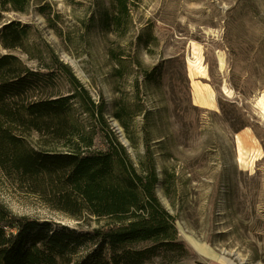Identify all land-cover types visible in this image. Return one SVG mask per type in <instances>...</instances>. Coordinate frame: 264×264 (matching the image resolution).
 <instances>
[{"label": "rangeland", "instance_id": "1", "mask_svg": "<svg viewBox=\"0 0 264 264\" xmlns=\"http://www.w3.org/2000/svg\"><path fill=\"white\" fill-rule=\"evenodd\" d=\"M46 2L49 16L34 3L4 20L32 26L92 98L102 96L135 164L148 141L156 195L191 253L180 264H264V0H129L127 16L110 21V0ZM120 106L136 112L128 134L112 116ZM0 203L16 216L96 226L1 170Z\"/></svg>", "mask_w": 264, "mask_h": 264}, {"label": "trees", "instance_id": "2", "mask_svg": "<svg viewBox=\"0 0 264 264\" xmlns=\"http://www.w3.org/2000/svg\"><path fill=\"white\" fill-rule=\"evenodd\" d=\"M34 3L52 14L46 0H0V170L52 209L96 226L16 216L0 203V264H180L191 253L156 195L148 141L135 164L102 96L94 100L32 26L4 20ZM128 4L110 0L106 20L127 16ZM134 113L124 106L112 113L126 134Z\"/></svg>", "mask_w": 264, "mask_h": 264}, {"label": "crops", "instance_id": "3", "mask_svg": "<svg viewBox=\"0 0 264 264\" xmlns=\"http://www.w3.org/2000/svg\"><path fill=\"white\" fill-rule=\"evenodd\" d=\"M202 91V90H201ZM195 96L197 97V101H199L200 100V98H202V97H200L201 95L199 94V93H195ZM203 103V102H202ZM200 105H202V104H200ZM202 106H204V105H202ZM205 107H208V106H205ZM159 141H161V140H156V142H159ZM156 152H158V151H156ZM157 170V169H156ZM158 172V171H157ZM157 176H158V173H157ZM158 180H159V176H158ZM203 255H205L204 253H202Z\"/></svg>", "mask_w": 264, "mask_h": 264}, {"label": "bare ground", "instance_id": "4", "mask_svg": "<svg viewBox=\"0 0 264 264\" xmlns=\"http://www.w3.org/2000/svg\"><path fill=\"white\" fill-rule=\"evenodd\" d=\"M210 264H221V263H219L217 261H212Z\"/></svg>", "mask_w": 264, "mask_h": 264}, {"label": "water", "instance_id": "5", "mask_svg": "<svg viewBox=\"0 0 264 264\" xmlns=\"http://www.w3.org/2000/svg\"><path fill=\"white\" fill-rule=\"evenodd\" d=\"M122 143V142H121ZM125 147H127V143L123 141L122 143Z\"/></svg>", "mask_w": 264, "mask_h": 264}]
</instances>
